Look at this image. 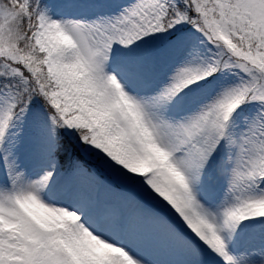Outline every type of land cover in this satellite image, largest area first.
<instances>
[{"label":"snow or ice","instance_id":"obj_1","mask_svg":"<svg viewBox=\"0 0 264 264\" xmlns=\"http://www.w3.org/2000/svg\"><path fill=\"white\" fill-rule=\"evenodd\" d=\"M0 264H264V0H0Z\"/></svg>","mask_w":264,"mask_h":264}]
</instances>
